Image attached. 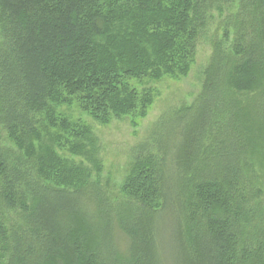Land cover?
Returning <instances> with one entry per match:
<instances>
[{"label":"trees","instance_id":"16d2710c","mask_svg":"<svg viewBox=\"0 0 264 264\" xmlns=\"http://www.w3.org/2000/svg\"><path fill=\"white\" fill-rule=\"evenodd\" d=\"M212 12L200 92L133 150L113 204L37 116L96 167L89 128L52 105L144 119L154 90L130 82L186 77ZM0 130V264H264V0H0Z\"/></svg>","mask_w":264,"mask_h":264},{"label":"rangeland","instance_id":"374dc122","mask_svg":"<svg viewBox=\"0 0 264 264\" xmlns=\"http://www.w3.org/2000/svg\"><path fill=\"white\" fill-rule=\"evenodd\" d=\"M234 7L224 10V16L233 11ZM213 21L206 32V37L202 38L197 45L196 56L186 77L182 79L162 78L161 81H144L130 84L137 90L143 88L153 89L154 103L148 110L144 119L132 120L131 118L111 119L106 125L94 122L89 115L82 113L74 103L71 106L52 105V115L56 117H67L71 126L79 125L89 128L93 137L96 138L97 166L82 157L72 155L69 152L70 146L75 142L69 131L60 128L45 127L46 116L39 115L38 128L42 130L44 144L51 147L61 160H66L75 164H82L90 169V182L98 183L110 201L114 204L124 199L121 188L127 177L129 168L133 161V150L145 143L149 139V134L153 125L166 113L171 112L183 104H191L201 90V71L207 66L211 55V41L217 24L222 18L218 13L212 12ZM42 122H44L42 124ZM42 124V125H41ZM45 128V130L43 129ZM1 146L4 149L15 150L13 144L7 140L6 133L0 130ZM256 174L260 175V170L256 168ZM6 217L9 225L15 224L16 215L8 212Z\"/></svg>","mask_w":264,"mask_h":264}]
</instances>
